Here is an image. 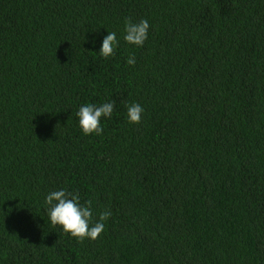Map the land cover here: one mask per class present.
I'll return each instance as SVG.
<instances>
[{
    "label": "trees",
    "instance_id": "trees-1",
    "mask_svg": "<svg viewBox=\"0 0 264 264\" xmlns=\"http://www.w3.org/2000/svg\"><path fill=\"white\" fill-rule=\"evenodd\" d=\"M60 187L110 211L95 241L48 223ZM0 264H264V0H0Z\"/></svg>",
    "mask_w": 264,
    "mask_h": 264
},
{
    "label": "clouds",
    "instance_id": "clouds-1",
    "mask_svg": "<svg viewBox=\"0 0 264 264\" xmlns=\"http://www.w3.org/2000/svg\"><path fill=\"white\" fill-rule=\"evenodd\" d=\"M149 22L142 19L138 22L125 20L124 31L121 33L123 41L130 47L144 46L149 34ZM121 44L117 32L107 31L103 37L99 56L107 60L113 57ZM126 63L135 66L136 58L129 55ZM115 103L111 100L100 103L81 104L76 112L78 126L84 136H100L104 128L102 121L113 115ZM144 108L139 103L127 105V120L130 124H140ZM45 212L48 223L58 228L64 234L77 241H95L105 231V224L109 219L110 211L100 213L98 219L93 217V209L89 203H81V196L76 190L60 187L47 192L44 196Z\"/></svg>",
    "mask_w": 264,
    "mask_h": 264
}]
</instances>
